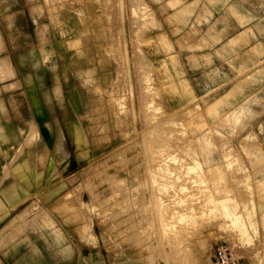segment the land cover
I'll list each match as a JSON object with an SVG mask.
<instances>
[{
	"label": "rangeland",
	"instance_id": "obj_1",
	"mask_svg": "<svg viewBox=\"0 0 264 264\" xmlns=\"http://www.w3.org/2000/svg\"><path fill=\"white\" fill-rule=\"evenodd\" d=\"M32 1L43 86L22 84L0 39V202H32L17 218L31 224L14 229L86 264H214L225 243L243 264L260 233V96L247 87L170 110L144 50L158 0Z\"/></svg>",
	"mask_w": 264,
	"mask_h": 264
},
{
	"label": "crops",
	"instance_id": "obj_2",
	"mask_svg": "<svg viewBox=\"0 0 264 264\" xmlns=\"http://www.w3.org/2000/svg\"><path fill=\"white\" fill-rule=\"evenodd\" d=\"M33 3L32 0H0V39L6 47H13L11 53L16 56V77L23 85L39 88L44 81L36 77L38 73L33 71L35 67L31 59L36 58L41 40ZM152 5L158 28L148 39L144 50L168 108L180 111L203 98L215 102L249 87L250 92L260 96L254 109L263 111L254 123L264 119V0H158ZM16 47H19L18 51ZM22 56L27 58L26 61L21 60ZM42 106L47 109L44 102ZM259 125L264 126L262 122ZM7 127L11 128L9 124ZM259 135L264 151V130ZM5 136L6 133L0 129V137ZM41 138L42 144L49 149L46 158L50 172L53 169L54 137ZM16 139L14 137L13 141ZM71 142L72 145L78 144L76 137ZM26 155L23 153L19 159ZM30 159H35L34 153ZM253 177L259 239L255 246H243L240 251L243 264H264V183L263 187L257 185L264 182V172L258 176L254 168ZM2 200L0 264H86L83 257L80 261V257L72 255L68 248L57 247L53 252L48 250L47 242H41L43 246L37 249L38 243L45 239L39 238L35 244L32 227L24 232L16 231V225H22L24 220V223L31 224L28 221L30 216L22 217L21 221L17 219L23 209L30 206L31 200L17 204V200ZM16 219L14 229L13 221ZM62 249L66 250V256H63Z\"/></svg>",
	"mask_w": 264,
	"mask_h": 264
},
{
	"label": "built area",
	"instance_id": "obj_3",
	"mask_svg": "<svg viewBox=\"0 0 264 264\" xmlns=\"http://www.w3.org/2000/svg\"><path fill=\"white\" fill-rule=\"evenodd\" d=\"M214 264H242L240 257H237L230 245L221 244L216 251Z\"/></svg>",
	"mask_w": 264,
	"mask_h": 264
},
{
	"label": "bare ground",
	"instance_id": "obj_4",
	"mask_svg": "<svg viewBox=\"0 0 264 264\" xmlns=\"http://www.w3.org/2000/svg\"><path fill=\"white\" fill-rule=\"evenodd\" d=\"M142 8V7H141ZM140 12V11H139ZM142 40V39H141ZM125 221V220H124ZM119 222V221H118ZM117 222V223H118ZM180 228V227H179ZM139 237V236H138ZM129 238V237H128ZM127 239V238H126ZM131 239V238H130ZM141 239V238H140ZM128 240V239H127ZM139 240V239H138ZM141 242V240H139V243ZM142 244V243H141ZM180 247V246H179ZM182 249V248H181ZM184 248H183V252H184ZM184 261V260H183ZM144 263V261H140V260H137L135 257L133 256H130V259H129V262H127V264H142ZM153 262H150V264H152ZM179 263V262H178ZM124 264V263H123Z\"/></svg>",
	"mask_w": 264,
	"mask_h": 264
}]
</instances>
